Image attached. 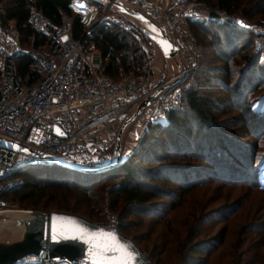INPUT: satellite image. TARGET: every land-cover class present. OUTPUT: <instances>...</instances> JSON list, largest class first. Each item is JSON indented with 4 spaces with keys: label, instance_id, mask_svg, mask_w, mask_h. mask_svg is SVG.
<instances>
[{
    "label": "rangeland",
    "instance_id": "374dc122",
    "mask_svg": "<svg viewBox=\"0 0 264 264\" xmlns=\"http://www.w3.org/2000/svg\"><path fill=\"white\" fill-rule=\"evenodd\" d=\"M72 1L74 11L80 14L88 28L105 17L126 18L140 27H142V22L146 25L144 21L141 22L122 11L115 3H111L103 10L105 0ZM79 1L82 2V8L85 10L83 13L78 4ZM123 3L129 5L124 1ZM202 7L209 14L207 8ZM197 19H200L201 21H198L202 23H198V29L195 31L186 23L188 31L185 34L192 38L195 63L185 73H181V64L184 60L180 56L182 55L180 51L169 56L150 37L142 40V44L150 55L147 65H150L152 69L151 76L153 79L175 80L174 85L180 87L181 98L183 89L189 83L196 85L201 93L213 97L217 103L213 108L215 118L223 122L217 125L216 129L225 131L226 135L220 137L221 139L229 142L233 139L239 148L247 150L254 147L256 142L259 143L254 162V165L258 162L262 163L260 167H257L258 185L253 184L250 179L249 165H252L250 160V163L244 158L234 163L231 162L232 174L225 173L215 166V169L209 172L207 166L210 164L206 158L201 157L202 155L199 157V153L195 151H199L197 146L192 144L195 148L191 151L180 149L179 145L177 147L167 139L169 138L167 128H161L160 133H158L159 128L146 130L147 120H139L136 116L129 119L131 111L123 116L117 126L104 131V148L96 151L103 154L101 157L102 161H105L103 164L114 161L115 169L105 172L97 179V185H104V192L100 198L103 212L96 215L94 220H104L110 211L118 217L123 203L119 199L116 207H111L113 195L107 189L123 174L120 164L126 161L125 157L128 156V159L122 164L123 166H140L150 170L160 163H176L177 167L155 168L153 171L156 174L151 177H148L151 172L145 174L143 180L150 179L160 188L154 187L158 188L157 194L146 202L147 205L138 207L137 212L128 213V218H131L132 222L122 232L135 240L146 253L150 252L158 264H247L248 261L250 264H264V191L262 190L264 186V122L260 124L251 122V112L256 116L259 111H264V71L261 70L258 75L256 74L257 78L252 79V81H257L255 89L244 88L246 97H249L247 101L251 104L248 110L246 104L242 102L243 99H237L232 89L239 71L234 69L232 72H226L223 56L221 54L219 57L216 56L214 45L215 36L218 35L216 26H211L209 33L201 29V26H207L212 18ZM229 20L242 32L241 37L236 39V44L244 40L249 42L248 49L256 51L258 63L264 68V14H256L249 20L240 16L217 18L219 22ZM4 24L0 21V26ZM146 26L156 31L150 23L147 22ZM22 44L26 48L31 46V43ZM182 101L180 103H184ZM164 118L163 112L155 119L163 121ZM123 123L117 152V132ZM210 133L207 129L199 131L197 138L206 140L208 137L211 138ZM153 135L158 136L159 144L155 142ZM199 143L202 142L199 141ZM160 144H163V147ZM153 147L159 151L167 150L170 156L162 160L158 157L159 155L149 150ZM244 161L247 164L243 163ZM48 171L49 169L42 170L41 173L44 175ZM15 177L21 178L20 176ZM1 182L6 183L4 179H0ZM3 189L6 188H0L1 195ZM10 195L9 192L8 196L2 195V197L12 203L11 207L51 209L49 204L48 206L43 204L44 201H48L46 196L39 198L38 205L26 206L10 199ZM148 206H153L156 210H151ZM18 216H21V213L14 210L0 212L1 241L8 242L22 236L24 225L19 223ZM200 244L201 246L207 244L209 249L194 251V248ZM187 256L197 259L185 262Z\"/></svg>",
    "mask_w": 264,
    "mask_h": 264
},
{
    "label": "built area",
    "instance_id": "2783aa9c",
    "mask_svg": "<svg viewBox=\"0 0 264 264\" xmlns=\"http://www.w3.org/2000/svg\"><path fill=\"white\" fill-rule=\"evenodd\" d=\"M122 1L163 26L182 54L181 73L193 67L195 51L192 38L185 34L186 23L189 19L212 17L202 5L196 0H158V4L149 0ZM111 3L105 0L103 10ZM78 4L83 13L82 2ZM28 19L35 29L47 35L38 46L32 42L30 47L23 46L21 30L13 19L0 26V136L30 147L0 142V177L6 182H1L0 188L20 179L11 176L15 169L36 161L46 163L40 157L43 154L82 167L103 165V154L96 151L104 148V131L117 126L126 113L133 112L156 88L159 89L155 95L139 108L137 119H155L164 110L179 105L181 90L174 85L175 80L153 79L150 65L141 73L122 69L118 76L111 75L102 69L100 51L94 42L84 41L82 35L74 37L68 21L47 29L48 19L34 4ZM20 52L30 54L41 68L40 75L31 83L23 82L18 74L15 55ZM54 124L64 134L56 133ZM11 206L0 193V212L18 208ZM99 222L107 229H118V217L111 211ZM45 254L40 249L38 254L17 258L11 264L54 261ZM59 260L65 264L72 262ZM76 263L92 264L82 258Z\"/></svg>",
    "mask_w": 264,
    "mask_h": 264
},
{
    "label": "trees",
    "instance_id": "16d2710c",
    "mask_svg": "<svg viewBox=\"0 0 264 264\" xmlns=\"http://www.w3.org/2000/svg\"><path fill=\"white\" fill-rule=\"evenodd\" d=\"M196 1L202 6H205L209 15L212 16V20H209L210 23L207 26H201V29L209 33L211 26H216V30H218V35L215 36L214 41L215 53L217 57L220 54L223 56L221 57L222 59L224 58L226 63L224 70L226 72H232L234 69L237 72L239 71L232 89L235 92L234 96L237 99H243L242 102L246 104L249 110L251 104L247 101L249 97H246L244 88L255 89L257 87V81H252V79L257 78L256 74L258 75L261 70L264 71V68L258 63L256 51L248 49L249 42L244 40L240 44H236V39H239L242 35L239 28L230 23V20L225 22L217 21V16L220 15L229 18L240 16L243 19L249 20L256 14H264V0ZM33 4L48 19L47 29L52 30L63 21H68L71 34L74 37L79 38L82 35L84 41H93L100 51L101 67L106 73L118 76L122 69L130 70L133 73H141L147 67V59L150 55L142 44V40L148 39L149 37L144 33L142 27L126 18L112 19L105 17L88 28L80 14L74 11L72 0H0L1 23L4 24L9 19H13L21 30L24 44L32 42L34 46H38L47 38L45 32L35 29L29 22L28 17ZM198 20L201 21L200 19L188 20L189 27L194 31L198 29V23H202ZM33 35H35L34 38L32 37ZM15 62L18 74L23 82L31 83L41 73V68L38 63L26 52L17 53L15 55ZM228 89L230 90V88ZM182 96L181 101L183 99L182 102L184 103L166 109L164 111L165 118L163 121H159L158 119L147 120L145 129L159 128L158 133H160L161 128H167V136L169 137L167 139L171 140L170 142L177 147L179 145L180 149L184 148V150L191 151L192 148H195L192 147V144L197 146L199 151H195L199 153V157L202 155L201 157L206 158L210 164L207 166L209 172L213 171L215 166L217 169L219 167L225 173L232 174L233 167L231 166V162L234 163L244 158V160L250 163V160L252 162V165H249L251 170L250 179H252L253 184L258 185L257 167H260L262 163L258 162L257 165H254V162L259 143L256 142L254 147L247 150L246 148H239L233 139H231L233 140V144H231V140L229 142L221 139L220 137H225L226 135L225 131L216 129L218 128L217 125L223 123L217 121L215 118L213 108L217 104L216 100L213 97L201 93L196 85L189 83L183 89ZM263 113L264 111H259L255 116L251 112V122L253 124L264 122ZM206 129L209 133L211 132V138L208 137L206 140L197 138L199 131H205ZM157 138L158 136L154 140L159 144L160 140ZM199 141L202 143H199ZM160 145L163 147V144ZM149 150L159 155L158 157H161L162 160L170 156L167 150L159 151L154 149V147L152 149L149 148ZM127 159L128 156L124 160L127 161ZM246 161L243 163L247 164ZM122 164L120 165L122 166L123 174L117 181L110 185L107 191L113 195L110 203L111 207H116L119 199L123 203L118 212V229L124 232L132 222L131 218H128V213L137 212L139 211L138 207L147 205L146 202L157 194L156 190L160 188L156 182H152L150 179L143 180L142 178L146 176L145 174L151 172L148 175V177H151V175L156 174L153 171L155 168L164 166L177 167L178 165L176 163L169 164L164 162L155 165L150 170L140 166H123ZM113 166L102 171L84 173L55 163H30L15 169L11 176H20L21 178L15 184H6L4 188L7 191L3 189L1 192L4 196H8L10 192V199L26 206H36L39 203V198L46 196L48 201H42L45 206L49 204L51 209L76 212L94 220L96 215H100L103 212L100 198H102L101 194L104 192V185H97V179L105 172L115 169ZM189 167L191 166L189 165ZM46 169H49V171L42 175V170ZM189 169L193 170L192 168ZM0 179L3 178L0 177ZM156 186L158 188L155 189L154 187ZM262 190L264 191V186ZM148 207L151 210H156L153 206V208ZM140 248L144 250V248ZM206 249H209L207 244L205 246H201L200 244V246L194 248V251ZM147 254L158 264V261L156 259L154 260L150 252ZM195 258L187 256L185 262L196 261L197 258ZM41 264L65 263L60 260H49ZM69 264L77 263L71 262ZM247 264H250V261Z\"/></svg>",
    "mask_w": 264,
    "mask_h": 264
},
{
    "label": "water",
    "instance_id": "95a60500",
    "mask_svg": "<svg viewBox=\"0 0 264 264\" xmlns=\"http://www.w3.org/2000/svg\"><path fill=\"white\" fill-rule=\"evenodd\" d=\"M115 3L120 9L136 19L149 21L155 28L156 31L150 29L142 22V29L144 33L156 42L159 48L169 56H172L178 50L177 44L168 36L167 32L162 25L152 21L147 14L141 10L126 5L122 0H111ZM163 42H167L166 44ZM159 88L154 89L147 98L142 99L135 110L130 115L129 119H132L138 113L140 107L148 103V99L153 97ZM125 123V122H124ZM124 123L119 127L116 137V151L118 152L119 147V137ZM54 131L56 133H63L60 131V127L57 124H54ZM0 142L8 143L10 145L25 148L27 146L21 144L20 142L1 137ZM30 149V147H27ZM37 153V151H35ZM40 157L45 160L46 163H55L66 168L82 171V172H91V171H102L106 168L112 167L114 161L93 167H82L80 165L74 164L72 162L66 161L59 157H56L51 154H43ZM117 160V158H116ZM55 217H72L76 219L81 227L87 228L89 231H97L98 229H103L106 232H115L117 237L120 239L121 243L130 242L134 247V250L138 252L137 261L138 264H156L149 255L141 249L137 243L128 235L123 234L119 229L110 228L107 229L97 220H91L79 213L57 210V209H31L27 215L18 216V221L20 224L24 225V231L20 238L12 241H1L0 240V264H11L17 258H22L29 254H38L40 249L46 251V256L51 257L53 260H59L62 258L69 259L72 262H76L78 258H82L83 261L93 264V259L89 254L90 244L82 239H54V229L58 224V221ZM111 255V253L109 254Z\"/></svg>",
    "mask_w": 264,
    "mask_h": 264
},
{
    "label": "snow or ice",
    "instance_id": "6c2138e0",
    "mask_svg": "<svg viewBox=\"0 0 264 264\" xmlns=\"http://www.w3.org/2000/svg\"><path fill=\"white\" fill-rule=\"evenodd\" d=\"M55 219L58 224L54 229L53 238L85 240L90 244L89 254L93 264H138V252L130 242L121 243L114 231L106 232L102 228L89 231L81 227L72 217H55Z\"/></svg>",
    "mask_w": 264,
    "mask_h": 264
},
{
    "label": "bare ground",
    "instance_id": "6f19581e",
    "mask_svg": "<svg viewBox=\"0 0 264 264\" xmlns=\"http://www.w3.org/2000/svg\"><path fill=\"white\" fill-rule=\"evenodd\" d=\"M145 23H146V25H147V22L148 23H150L149 21H147V20H143ZM151 24V23H150ZM152 25V24H151ZM153 26V25H152ZM148 27V26H147ZM153 28H155L154 26H153ZM156 29V28H155ZM85 173V172H84ZM14 211H17V212H19V213H21V216H25V215H27L28 213H29V211H30V209L29 208H20V207H18V208H15L14 209Z\"/></svg>",
    "mask_w": 264,
    "mask_h": 264
},
{
    "label": "crops",
    "instance_id": "0c3cea01",
    "mask_svg": "<svg viewBox=\"0 0 264 264\" xmlns=\"http://www.w3.org/2000/svg\"><path fill=\"white\" fill-rule=\"evenodd\" d=\"M149 1H151V2L154 3V4H158V3H159L158 0H149Z\"/></svg>",
    "mask_w": 264,
    "mask_h": 264
}]
</instances>
